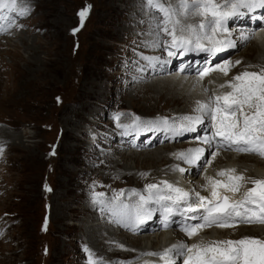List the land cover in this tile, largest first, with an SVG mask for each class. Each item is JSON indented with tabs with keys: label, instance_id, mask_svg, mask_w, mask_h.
Listing matches in <instances>:
<instances>
[{
	"label": "rangeland",
	"instance_id": "obj_1",
	"mask_svg": "<svg viewBox=\"0 0 264 264\" xmlns=\"http://www.w3.org/2000/svg\"><path fill=\"white\" fill-rule=\"evenodd\" d=\"M218 2L223 3L224 0ZM166 3L167 6L175 8L179 0H166ZM22 8H27L28 12L24 16L18 15L17 23L10 19L7 9L5 12L7 16L0 21L3 26H9L10 23L13 25L0 37V130L15 133V136L26 135L23 140L20 138L21 135L13 141L7 140L10 147L0 134V146L3 147L0 157L4 156L3 161L0 160V233H2L0 264H89V253L94 254L93 259L111 264L107 257H100L91 244L86 246L80 225L93 213H98L104 217L96 221V225L99 226L102 221L113 225L118 231H125L122 230L121 224L115 222L118 216L113 215V211H107L104 206L99 204L93 206L92 203L91 210L84 215L80 213L88 204L87 197L93 195L92 201L101 200L102 196L97 194H101L102 191L107 194L111 191L117 192V196H122L112 200L113 208L129 204L126 193L130 191L133 193V190L138 193V190L133 188L135 186L130 187L133 178L124 180L104 178L103 174L107 173L108 168L107 165H102L103 157L108 156L109 152L114 154L116 150L124 149L126 143H130L131 146V149L125 148L129 153L138 150L134 149L136 147L134 144L143 139L140 138L141 135L152 134L151 131L139 134L135 130L131 141L130 135L124 136L125 140L121 141L119 137L112 141L109 132L117 131L112 123L118 124L123 120L124 128L120 126V130L132 125L136 117L143 119L145 123L154 117L164 121L165 114L170 112L160 109L147 113L141 108L142 103L139 101L141 96L138 101L129 102L133 100L130 94L134 80H137L136 83L145 81L141 84L151 82L146 81L148 77L138 69L146 67L143 63L152 61V51L147 49V44L143 46L142 43L136 44L138 36L147 37L146 33L135 31L129 36L123 34L122 37H117L115 30L120 23L121 13H127L128 18L131 16L130 13H147L152 18L156 14L161 17L162 14L147 5L145 0H26L24 3H17V10ZM82 10H87L83 22L79 16ZM242 16L237 19L241 20L239 23L236 21L226 23L230 32L234 25H242V22L247 21L244 15ZM176 18L181 20V16L173 17ZM202 20V17L191 23H185L184 20L183 24L196 25ZM262 20L264 21L263 18ZM132 21V18L128 20L127 30L133 26ZM158 22L163 26V21ZM167 27L172 26L168 24ZM234 33L237 34L235 37H241L242 34L248 35L251 32L241 30ZM158 37L156 34L153 35L151 49L160 54L163 52L167 54L163 47H154V44L160 41ZM163 38L166 41L171 39L166 34H163ZM5 39L11 40L10 43ZM22 39L26 40L29 46H36L39 50L36 58L40 59V63L31 67V73L27 72L29 68L27 64L32 54L21 45ZM254 39L252 38L246 46L243 45L240 51L229 49L228 56L231 60L235 59V53H238V59L239 55L245 53L247 58L239 59L242 66H246L244 63L247 61L254 63L253 52H246V49L251 48ZM98 43H103V48L100 49ZM204 43L207 44L206 41ZM13 51L17 52L18 56ZM146 57L150 59H145ZM249 68L247 65L237 69L233 74L237 75ZM255 70L259 71L260 68L256 67L252 71ZM177 71L178 69L173 67L166 75L178 74ZM159 76L160 74L155 78ZM101 77L107 79L101 81ZM150 77L153 78L151 75ZM88 82H97L102 88L106 86L104 98L100 100L102 104L108 105L106 115L97 113V110L100 112V106L97 105L89 106L90 108L84 112L80 110L82 94L88 89ZM91 103L92 101L88 105ZM72 111L80 112L75 119L77 123L73 120V124L70 125L65 118L70 119ZM138 123L143 125L141 122ZM97 137H100V141ZM148 141L151 142L150 139L146 140ZM5 142L9 146H5ZM181 143L182 140L169 146L174 148ZM188 143L187 145L191 146V143ZM161 145L153 149L167 148V145ZM150 150L152 149L133 152L140 157L143 152L147 154ZM249 156L247 159H253ZM116 159L122 163L120 156H116ZM139 161L140 165L133 167H136L134 170L140 172V175H143L142 170L152 168L151 164H155L147 161V166H144L146 159L143 156ZM78 174L79 177H76ZM150 174L151 172L145 178L151 177ZM94 192L95 195L92 194ZM78 197L80 199L76 200ZM70 205L74 211L67 210V206ZM63 212H65L63 219L59 221L58 215ZM127 234L130 235L128 232ZM173 234L178 235L176 232ZM221 236L224 239L227 237L225 240H240L237 232ZM134 238L130 237L131 241ZM126 258L127 256L114 260Z\"/></svg>",
	"mask_w": 264,
	"mask_h": 264
},
{
	"label": "snow or ice",
	"instance_id": "obj_2",
	"mask_svg": "<svg viewBox=\"0 0 264 264\" xmlns=\"http://www.w3.org/2000/svg\"><path fill=\"white\" fill-rule=\"evenodd\" d=\"M145 3L162 14L160 19L163 21V26L158 22L156 35L163 32L171 39L160 41L154 44V47H163L170 58H180L178 53L183 55L190 52L197 54L203 52L215 59L218 53L236 47V41L232 39L217 38L218 33L231 35L226 27L228 18L242 15V10L264 8V0H224L223 3L218 0H179L175 8L167 6L166 0H145ZM4 9H7L9 13L16 12L19 16H24L28 12L27 8L17 10V0H0V21L4 20ZM186 14L201 16L203 20L192 25L182 24L179 18L173 19ZM86 15L87 10L79 13L81 22ZM169 23L172 24L171 28L167 27ZM12 26L10 23L9 27ZM259 30H264V25ZM6 32L7 29L0 24V34ZM255 35L256 31L242 35L244 46L250 43ZM204 41H207V46ZM154 59L158 63L161 62L159 57ZM168 62L165 60L162 63ZM240 63L241 61H236L234 65L231 58H225L214 64L206 60L203 66L197 69V75L200 80L214 72L228 77L232 67ZM180 71L185 72L187 69L181 67ZM219 88H227L230 91L215 95L210 102L197 101L195 111L201 115L195 118L184 117L180 127L176 129L177 134L195 131L194 125L201 123L204 117L210 124L214 122L212 126L215 131L202 137V142L211 149L206 157L203 148H194L186 153L175 154L186 164L195 165L198 172L209 167L221 150L252 154L264 159V67H261L259 71L244 70L226 83H221ZM204 91L207 93L208 89L205 88ZM139 120V117L135 118L136 122ZM217 137L219 139H216ZM2 151L3 149L0 148V153ZM177 170L184 171L183 168ZM217 176L225 179L206 178L204 190L209 192L207 196L201 195L195 189L191 192L185 191L167 181L161 182L163 190L155 183L148 184L147 195L133 190V193L139 196V200L133 206L122 204L119 211L113 210V215L118 216L115 222L135 233L138 225L144 224L152 217L153 209L148 205L154 203L160 206L164 214V226L167 227L170 215H179L184 220L179 225V230L189 238L212 227L233 228L241 224L264 225V179L245 177L235 168L220 170ZM248 183L252 187H246ZM242 188L244 191L241 198L234 199ZM97 202L103 203L100 200ZM142 255L158 257L159 260L164 261V264H264V241L244 238L201 242L193 245L181 242L162 252H146ZM89 264H103V261L93 259V254L89 253Z\"/></svg>",
	"mask_w": 264,
	"mask_h": 264
},
{
	"label": "bare ground",
	"instance_id": "obj_3",
	"mask_svg": "<svg viewBox=\"0 0 264 264\" xmlns=\"http://www.w3.org/2000/svg\"><path fill=\"white\" fill-rule=\"evenodd\" d=\"M25 1L26 0H17V3H24ZM252 10L254 11V13H259V16L264 18V8L258 7V10L256 8ZM3 11H4V16H7V14L5 13L6 9H4ZM149 14L154 15V13H149ZM249 14L250 12H247V10H244L242 15H244V18L247 21L242 22V25L240 24L234 25L232 32H230L231 33L230 36L227 33H224L223 35L218 33L217 38L228 36L226 39H231L232 37V39L236 41V47L229 48V49L240 51L241 47H243L245 42H243L241 37L239 36L235 37V35L237 34L234 32L241 31V30H246V32L256 31V35L254 37L255 39L253 41V44L251 45V48L246 49V52L248 51L253 52V54L255 55V60H253L254 63H250L248 61L244 63L246 66L253 64L254 65L253 67H250L249 69H247L248 71H252L256 67L261 68L264 66V30H259L261 29V26L264 25V21L254 25L253 22H251V20L248 17ZM9 15H10V19L12 20H13V17H15L13 21L14 23H17L16 21L18 20L17 13L15 14V12H12V13H9ZM129 15H131L129 18L127 16V13H121V15H119L120 23L116 27L115 35L117 37L119 36L122 37L123 34L129 36L135 31L140 32L141 34L146 33L147 37L144 36L142 38L141 36H138V39L136 40V44L139 45L142 43V46L147 44L146 47L147 49H150V51H152V57H153L152 61H150L149 63L147 64L143 63V65H145L146 67L142 69H138L145 75V77H148V79L146 78V81L150 80L151 82L147 84H141L142 82H145V81H140L136 83L137 80H134V84L132 85L133 87L131 88L133 90L130 94L132 97L131 99L133 100H130L129 102L133 103L134 100L138 101L139 96H141L139 100L142 103L141 108L147 113L148 112L152 113V112H155L156 110L159 111L160 109L164 111L170 110V112L169 114H165L167 117L164 116V118L166 119L164 121H167V123H163L161 119L156 118V117L152 118L151 120L149 119L147 123H145L143 119H140L138 122H141L143 125H141L140 123L136 121L135 123L133 122V124L131 122L133 126L127 127L125 129H123L124 127L122 126L125 123L123 120L119 122L120 124L118 123L119 126H117L118 124L112 123V125H114V127L117 128L116 132L114 130L109 132V135L112 138V141L119 137L121 138V141L125 140L126 138H124V136H128V135L131 136V137L129 136L130 137L129 140L131 141L132 134L135 130H137L139 134L151 131L152 134H150L149 136H144L143 134L141 135L140 138H143V139H139L138 144H134L136 146L134 149H138V150L152 149L147 154L143 152L141 156H143L144 159H146V162L143 163L144 166H147L146 165L147 161L148 162L150 161L151 163L155 162V164L154 165L151 164L152 168L142 170L141 174H143L144 176L140 175L139 174L140 172H138L136 169L135 171L134 168H136L137 165H140L139 159L141 156L137 157L139 154H136L135 152H133V151H138V150H133L131 151V153H129V150L127 149L128 148L131 149V146H130V143H126L125 146L121 145V146H124V149L116 150L114 154L112 152H109L108 156L103 157L104 164L102 165H107L106 168H108L106 169L107 173L103 174L104 178L124 180L129 177L130 178L132 177L133 182L130 187L135 186L133 188L137 189L138 193L143 194V195H147V192L145 190L148 184L155 183L160 186L161 190H163V184L161 182L167 181L168 183H171L174 186L180 187L184 189L185 191L191 192L193 189H195L196 191H199L201 195H206V196L209 195V192L204 190V186L207 183L206 178L213 177L215 179H225L224 177L217 176V173L223 169L235 168L238 173H242L245 177H250V178H255V179H264V160H262L256 155H255L256 158L254 156H249L253 158L249 160L247 159L248 158L247 156H243L240 153H237L234 151L221 150L220 151L221 153H219V155H217V157L211 161L210 166L206 167L201 173L197 171V168L195 165H188L183 160L178 159L177 156L175 155V154L182 153V152L186 153L190 149L200 148L201 145L197 144L196 141L194 142V140H196L200 136L203 122L206 121L208 123L209 120L206 117L202 118L201 123L194 125L195 131H184L182 132V134H179L176 136L177 134L176 129L180 127L181 123L183 122L184 117L195 118L196 116L201 115L200 113L195 111V109L197 108V101L210 102V100L215 95L223 94L226 91H230V89H227V88L225 89L219 88V85L221 83H226L232 77H234L235 74L233 73H235L237 69L246 67L244 65L242 66V61L239 60L243 57L247 58L246 54L244 53L243 55H239L240 57L238 59L237 57L238 53H235V59H233L232 61L233 64L236 61H241V64L239 65V67H237V69H235L236 66H234L233 67L234 70L232 69V72L229 73L228 77L223 76L219 72H214L209 77L203 78L202 80L198 78V75L196 74V72H193L191 74L184 73V74L178 75L174 73L173 75H169V74L166 75L167 73L172 71L173 67L176 68L177 70V67L179 66V64H177V61H175V63L172 64V57L171 58L168 57L167 54H164V52L162 54L157 53L156 50L151 49L150 47V43L153 41V35L156 34V29H157L156 22L162 21L159 15L156 14L154 15L153 18L147 13H142V12L130 13ZM242 15H239V16L243 17ZM239 16L229 17L226 23L230 24L235 21L239 23L241 21V20L237 21V19L240 18ZM200 17L201 16H198L195 14H189V15L186 14L185 16H181L182 24L184 23L183 22L184 20H185V23H189V22L191 23V21L196 22L199 20ZM131 18L133 20L132 21L133 26H131V28L127 30L126 25L128 23V20ZM248 20H250V23H248ZM169 25L172 26L171 23H169ZM247 25H251V26L247 27ZM3 27L7 30L9 28L8 25H4ZM142 30H146V32H142ZM233 33L234 35L232 36ZM21 34L23 35V32ZM163 34H164L163 32L159 33L158 40L166 41L163 38ZM0 37H2L1 34H0ZM5 40L6 42H9V43L11 41L8 39H5ZM21 45H23V47H26V49L30 51L32 54V56L30 57V61H28V64H27L29 65L27 72L31 73V67L33 65L40 63V59L36 58L38 55L37 52L39 50L37 49L36 46H29L28 42H26V40L24 39L21 40ZM98 47L100 49L103 48V43H98ZM229 49H227L223 53H226V54L230 53ZM16 56H18V53ZM227 56L225 58H230V56L228 57ZM156 57L160 58V61H161L160 63L156 62V60L154 59ZM225 58H222L220 60H223ZM165 60L169 62L167 64H163L162 62ZM214 63L215 61L212 64ZM130 67L131 66H129V68ZM159 74L160 76L155 78V76L156 75L158 76ZM150 75L153 78H151ZM104 79L105 77L100 78L101 81H103ZM100 80L97 79L98 82ZM205 88L208 89L207 93H205L204 91ZM105 91H106L105 85H104V88H102V87H99V84L97 82H88V89H86V92L84 90L82 94V101H81L82 105L78 104L81 108L80 110L84 112L90 108L89 106L92 107L93 105L94 106L97 105V106H100L99 107L100 112L97 110V113L101 115H106L108 113V110H107L108 105L102 104L101 103L102 101H100L103 95L106 93ZM121 92H123V90ZM91 101H92L91 105L90 104L88 105V103ZM66 110L68 109L66 108ZM79 112L74 113L72 111L71 112L72 114L70 115L71 116L70 119L65 118L66 122L72 125L73 120L76 119V116ZM75 123H77L76 120H75ZM120 126H122L123 128L119 130ZM4 130H0V134H2L1 136H4V141L6 142L7 140H11V139L13 141L14 138H19V136L21 135L19 134L18 136H15V133L6 132V130L5 131ZM86 133H88V131ZM144 137L146 138L144 139ZM20 138L23 140V138H26V135L25 136L21 135ZM99 138L97 137L98 141H100ZM148 139H150L151 142L150 141H148L149 143L146 142V140ZM180 140L183 141V143H181L180 145H177L174 148H172V146H169L170 144H173L174 142L180 141ZM6 142L4 143L5 146H9L10 145L9 142H7L9 145ZM188 142L191 143V146L187 145ZM2 143L3 142H1V144ZM159 144H162L161 146L167 145V148L160 147L159 149H153ZM0 148H3V147L0 146ZM125 148L127 149L125 150ZM209 151L210 150H205V153H206L205 155H207ZM93 156H95V154ZM116 156H120V158L122 159V163H120V161L116 159ZM3 157L4 156L1 155L0 160L4 159ZM89 163H93V162H89ZM133 165H136V167H133ZM179 168H183L184 171L183 172L178 171L177 169ZM150 172H151L150 174L151 177L145 178L147 174ZM79 175L80 174H78L76 177H79ZM246 187L250 188L251 184L248 183ZM243 191L244 189L242 188L241 192L236 194L234 199L241 198ZM95 192L92 194L95 195ZM116 193L117 192L113 193L111 191L109 195L106 192L102 191L101 193L102 195H100L102 196V198H100L101 199L100 201H103V203H98L97 199L92 201L93 195H90V197H87L86 199L88 201V204L86 203L87 206H85V208L83 207L80 215H84L88 212V210H91L90 209L91 203L93 204V206H96L97 204L102 205L105 207L107 211H113V210L119 211L120 208L112 207V205H114L112 200H114V198L122 197V196H117ZM126 195H127L126 200L129 203L128 205L130 206L135 205L136 202L139 200V196L135 195L134 193H131V191L129 193H126ZM77 199H80V198L78 197L76 198V200ZM148 207H151L153 209L152 217L150 219H147L143 225H140V227L137 228V231L135 233L133 231H130L128 228L122 225H121L123 227L122 230H125V231H118V229H116V227H114L113 225H109L108 223H103L102 221L101 223H99V226H98L95 224V222L103 219L104 215L93 213L91 216H89L88 220L85 219V221H83V223H81L80 225L81 227L80 232H83L82 234L84 235L83 236L84 243L87 244L86 246H90L89 244H91L94 250L98 252V254H100L99 256L107 257V261H109L111 264H116V262L119 263V262H124V261H126L124 264H164V261L159 260L158 257L146 256L142 254L146 252H162L165 249L171 248L172 246L177 245L181 242L185 243V241L182 238V236H180L179 234L177 236L173 234L175 232V227L172 229L171 228L164 229L163 227H161L158 219L154 217V215H156V212L159 211V208H160L159 205L150 203ZM67 208L66 209L68 211L75 210L71 208V205L67 206ZM66 209L64 211H66ZM64 213L65 212H63V214L61 215H58L59 221L63 219ZM178 219H182V218L179 215H177L175 220H178ZM158 227L163 228V231H159ZM216 229L217 230L201 232L199 235L196 236L197 240H195V242L193 243L197 244L201 242L207 243L209 241H222V240L227 239V237L224 239V238H221L222 237L221 235H227L229 233L231 234L232 232H237L239 239L256 238L261 241H264V225L241 224L233 228L232 230H221L219 228H216ZM155 231H159V232L154 233ZM127 232L130 233V235L127 234ZM125 235H128L130 237H135V238L133 241H131L130 237L128 238ZM91 250L93 251L92 248ZM126 256H127L126 259L114 260L115 258H119V257L124 258Z\"/></svg>",
	"mask_w": 264,
	"mask_h": 264
}]
</instances>
